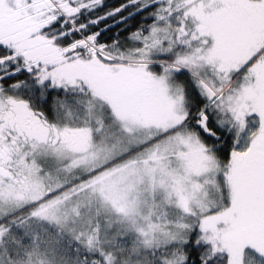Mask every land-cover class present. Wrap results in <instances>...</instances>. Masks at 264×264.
Instances as JSON below:
<instances>
[{
	"label": "snow or ice",
	"instance_id": "snow-or-ice-1",
	"mask_svg": "<svg viewBox=\"0 0 264 264\" xmlns=\"http://www.w3.org/2000/svg\"><path fill=\"white\" fill-rule=\"evenodd\" d=\"M0 264H264V0H0Z\"/></svg>",
	"mask_w": 264,
	"mask_h": 264
},
{
	"label": "trees",
	"instance_id": "trees-1",
	"mask_svg": "<svg viewBox=\"0 0 264 264\" xmlns=\"http://www.w3.org/2000/svg\"><path fill=\"white\" fill-rule=\"evenodd\" d=\"M107 2H108L109 4H111V3L113 2V0H107ZM125 35H127V33H125Z\"/></svg>",
	"mask_w": 264,
	"mask_h": 264
}]
</instances>
